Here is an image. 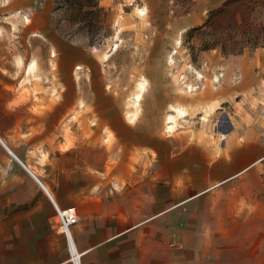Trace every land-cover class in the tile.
<instances>
[{
  "label": "rangeland",
  "instance_id": "obj_1",
  "mask_svg": "<svg viewBox=\"0 0 264 264\" xmlns=\"http://www.w3.org/2000/svg\"><path fill=\"white\" fill-rule=\"evenodd\" d=\"M223 1L0 0V138L33 169L45 156L75 157L63 152L74 142L88 158L115 146L109 185L118 171L128 183L150 180L158 148L165 182L189 168L204 190L197 202H212L201 209L223 222L229 253L255 249L264 264V4L252 14L254 39L237 33L241 53L199 50L209 36H185ZM174 106L186 114L168 133ZM26 178L0 146V202Z\"/></svg>",
  "mask_w": 264,
  "mask_h": 264
},
{
  "label": "crops",
  "instance_id": "obj_2",
  "mask_svg": "<svg viewBox=\"0 0 264 264\" xmlns=\"http://www.w3.org/2000/svg\"><path fill=\"white\" fill-rule=\"evenodd\" d=\"M134 104L128 116L132 122L139 111L138 102ZM169 111L165 131L171 133L186 111L178 106ZM74 143L63 152L75 151V157L45 156L35 169L5 143L35 178L0 143L20 165L28 184H37L32 188L18 180L11 199L0 202V264H255V249L238 259L227 249L223 222L208 223L201 208L212 202H197L204 190L188 176L189 168L168 171L165 182L163 157L155 148L156 168L150 180L128 183L118 171L109 185L103 176L121 159L115 146L101 159L84 157L79 142ZM214 167L207 172L216 173ZM54 205L77 212L79 220L69 228V238L59 228Z\"/></svg>",
  "mask_w": 264,
  "mask_h": 264
},
{
  "label": "trees",
  "instance_id": "obj_3",
  "mask_svg": "<svg viewBox=\"0 0 264 264\" xmlns=\"http://www.w3.org/2000/svg\"><path fill=\"white\" fill-rule=\"evenodd\" d=\"M260 4L264 2L262 0H224L219 7L208 11L201 25L187 30L185 36L192 38L194 34L208 35L209 38L204 36L199 50L218 47L225 54L241 53L245 45H240L238 41L239 45L234 46L237 33L241 32V40L244 43L252 40L249 38L254 39L256 25L252 21V14ZM261 41L263 42L264 38ZM257 44L258 42L253 40L249 47L255 48Z\"/></svg>",
  "mask_w": 264,
  "mask_h": 264
},
{
  "label": "built area",
  "instance_id": "obj_4",
  "mask_svg": "<svg viewBox=\"0 0 264 264\" xmlns=\"http://www.w3.org/2000/svg\"><path fill=\"white\" fill-rule=\"evenodd\" d=\"M60 230L69 237V228L78 222V215L74 207L58 208L54 205Z\"/></svg>",
  "mask_w": 264,
  "mask_h": 264
},
{
  "label": "water",
  "instance_id": "obj_5",
  "mask_svg": "<svg viewBox=\"0 0 264 264\" xmlns=\"http://www.w3.org/2000/svg\"><path fill=\"white\" fill-rule=\"evenodd\" d=\"M0 143L2 144V146L11 154V156L23 167L25 168L34 178L35 176L28 170V168L23 164V162H21L14 154L13 152L5 145V143L2 141V139L0 138ZM39 182V181H38Z\"/></svg>",
  "mask_w": 264,
  "mask_h": 264
},
{
  "label": "bare ground",
  "instance_id": "obj_6",
  "mask_svg": "<svg viewBox=\"0 0 264 264\" xmlns=\"http://www.w3.org/2000/svg\"><path fill=\"white\" fill-rule=\"evenodd\" d=\"M35 67H36V66H35V62H32L31 64H29V68H28V70L33 72V71L35 70ZM139 89H140V92H139L138 95H137V100H138V98L141 96V92H142V89H143L142 86H140ZM179 112L182 113V112H184V111H183V110H180ZM177 113H178V112H177ZM178 114H179V113H178ZM171 120H172V119H171ZM169 121H170V119H169ZM172 121H173V120H172ZM68 238H69V237H68Z\"/></svg>",
  "mask_w": 264,
  "mask_h": 264
}]
</instances>
